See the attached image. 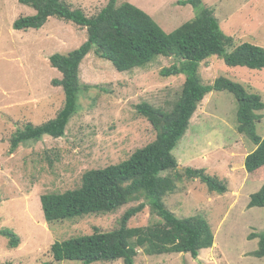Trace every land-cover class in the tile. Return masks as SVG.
I'll list each match as a JSON object with an SVG mask.
<instances>
[{
	"label": "rangeland",
	"instance_id": "1",
	"mask_svg": "<svg viewBox=\"0 0 264 264\" xmlns=\"http://www.w3.org/2000/svg\"><path fill=\"white\" fill-rule=\"evenodd\" d=\"M88 17L96 16L109 0H66ZM182 0H119L148 13L167 33L197 15ZM214 10L225 34L235 43H252L264 48V0H204ZM34 9L18 0H0V232L9 228L20 237L16 249L0 233V264H83L57 262L52 245L72 237L92 235L96 229L113 231L126 211L142 204L133 201L113 213L46 222L41 196L64 193L81 187L90 170L118 165L155 141L157 132L136 106L148 103L165 112L173 110L181 97L185 76L164 78L163 68L175 63L158 57L145 68L119 72L111 62L92 51L80 66L83 91L79 111L61 138L44 136L11 153V139L27 124L42 125L58 115L65 104L62 87L54 80L62 74L50 63L56 53L66 55L88 40L87 29L52 17L41 29L15 30L20 17L35 15ZM205 84L219 77L241 83L264 102V70L228 67L213 56L200 65ZM238 103L233 94L213 91L199 104L188 131L174 149L179 170L205 169L227 185V192H210L199 179L177 183L175 193L164 199L166 209L176 217L207 220L215 245L204 249L197 259L190 254L150 256L139 250L136 264H264L252 256L264 234V208H248L251 196L264 185V168L253 174L245 169V158L256 147L237 130ZM256 122L257 134L264 138V111ZM164 175H173L165 172ZM164 223L148 205L133 217L130 228ZM124 264L122 260L110 263Z\"/></svg>",
	"mask_w": 264,
	"mask_h": 264
},
{
	"label": "trees",
	"instance_id": "2",
	"mask_svg": "<svg viewBox=\"0 0 264 264\" xmlns=\"http://www.w3.org/2000/svg\"><path fill=\"white\" fill-rule=\"evenodd\" d=\"M18 1L36 13L17 19L15 30H38L55 17L86 28L88 40L66 55L56 53L50 57L52 67L62 74V79L54 80L53 84L64 90V107L56 118L42 125L27 124L19 129L11 139V153L44 136L58 139L65 135L71 119L79 111L80 95L92 88L82 85L80 80V66L92 51L111 62L119 72L142 69L158 57L172 56L175 63L163 68L160 75L164 78L185 76L181 97L172 111L165 112L148 103L136 106L138 113L147 118L157 132L155 141L118 165L86 172L78 189L41 196L44 217L49 225L66 219L113 213L133 201L145 199L139 206L127 210L119 228L113 231L96 229L92 235L56 241L51 247L54 260L83 264L122 260L124 264H136L139 250L150 256L190 254L197 259L202 250L213 248L215 235L207 220L178 218L166 209L164 199L175 193L177 183L184 179H199L210 192L219 194L227 192V185L205 169L188 167L180 171L173 151L188 131L191 119L205 97L213 91H226L233 94L238 103V132L256 147L246 156L245 169L253 174L264 168V138L256 129V122L261 120L264 111L261 96L249 93L241 83L226 77L205 84L200 74L201 63L213 56L223 59L228 67L264 70V48L248 42L237 45L234 37L222 30L214 10L206 7L204 0L180 1L182 6H192L197 15L171 33L164 31L137 6L131 3L118 5L119 0H109L108 5L93 17H88L82 9H74L66 0ZM165 172L174 174L164 175ZM148 205L164 223L130 228V220ZM248 208H264V185L251 196ZM0 233L9 240L10 249L19 247L21 240L16 232L6 228ZM255 238H259V243L252 256L262 259L264 234L249 236L250 240Z\"/></svg>",
	"mask_w": 264,
	"mask_h": 264
}]
</instances>
